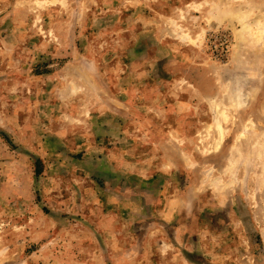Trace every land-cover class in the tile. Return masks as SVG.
Masks as SVG:
<instances>
[{
	"label": "rangeland",
	"instance_id": "rangeland-1",
	"mask_svg": "<svg viewBox=\"0 0 264 264\" xmlns=\"http://www.w3.org/2000/svg\"><path fill=\"white\" fill-rule=\"evenodd\" d=\"M260 24L264 0H0V264H264Z\"/></svg>",
	"mask_w": 264,
	"mask_h": 264
},
{
	"label": "bare ground",
	"instance_id": "bare-ground-1",
	"mask_svg": "<svg viewBox=\"0 0 264 264\" xmlns=\"http://www.w3.org/2000/svg\"><path fill=\"white\" fill-rule=\"evenodd\" d=\"M241 17V16H240ZM242 18V17H241ZM245 18H243L242 20H244ZM245 25V24H244ZM243 26V24H242ZM240 28V26H239ZM250 28V27H249ZM248 26H246V29L243 30L245 31L246 33L248 34H251V31L249 30ZM264 34V25H257V32L254 33V35H256V39L255 40H258L260 41V39H263L262 35ZM242 35V34H241ZM254 35H251L253 37H255ZM250 36V35H249ZM239 37V36H238ZM237 37V38H238ZM248 96L244 93V92H241V90H239L238 88L236 87H233V89L230 90V105L235 108V109H240L242 107L245 106V104L248 103ZM211 108H212V112L214 114V129L216 130V132L218 133V138L216 139V142H215V147L218 148L219 145L221 144L222 140H223V130H222V127L220 126V123H219V118H222V111L217 107V104L213 103L211 105ZM242 134V133H241ZM251 145V144H250ZM255 147V146H254ZM257 147H259L260 149V153L263 154L264 153V149H261L262 148V145H257L256 146V149ZM249 149V148H248ZM255 150V149H253ZM254 152V151H252ZM256 152V151H255ZM258 152V151H257ZM252 154V153H251ZM253 156V154H252ZM264 158V157H263ZM263 160V159H262ZM259 161V160H258ZM262 162V161H261ZM264 173V172H263ZM264 175V174H263ZM256 178V177H255ZM264 178V177H263ZM258 179V178H257ZM260 181V180H259ZM213 184V183H212ZM216 185V184H215ZM213 185V186H215ZM261 186V185H260ZM258 187V186H257ZM259 190V189H258ZM261 190V189H260ZM264 236V235H263ZM263 238V237H262Z\"/></svg>",
	"mask_w": 264,
	"mask_h": 264
}]
</instances>
